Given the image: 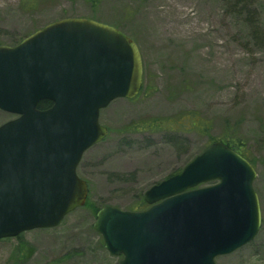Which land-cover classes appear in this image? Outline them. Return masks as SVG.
<instances>
[{"label":"water","instance_id":"obj_1","mask_svg":"<svg viewBox=\"0 0 264 264\" xmlns=\"http://www.w3.org/2000/svg\"><path fill=\"white\" fill-rule=\"evenodd\" d=\"M142 82L136 42L91 19L65 18L0 46V110L16 116L0 126V240L55 228L86 205L77 169L108 135L100 111L133 99ZM45 100L53 105L40 110ZM256 177L245 157L214 142L145 193L147 210L108 205L93 226L120 264H217L261 228Z\"/></svg>","mask_w":264,"mask_h":264},{"label":"rangeland","instance_id":"obj_2","mask_svg":"<svg viewBox=\"0 0 264 264\" xmlns=\"http://www.w3.org/2000/svg\"><path fill=\"white\" fill-rule=\"evenodd\" d=\"M64 18L121 30L138 45L144 67L139 95L101 111L109 134L78 167L90 201L131 210L148 189L201 154L210 138L240 139L257 172L262 225L251 243L216 263L264 264V0H0V46H14ZM189 112L207 123V134L132 130ZM15 118L0 110V126ZM95 221L83 207L56 228L2 240L0 264H120L123 257L107 251ZM20 241L33 249L25 262Z\"/></svg>","mask_w":264,"mask_h":264},{"label":"trees","instance_id":"obj_3","mask_svg":"<svg viewBox=\"0 0 264 264\" xmlns=\"http://www.w3.org/2000/svg\"><path fill=\"white\" fill-rule=\"evenodd\" d=\"M93 5L98 4L99 0H92ZM20 42V41H19ZM17 42L16 44H18ZM52 102L45 100L40 102L38 105V108L40 110H47L52 107ZM196 129L202 134H207L209 132V126L205 121L200 119L199 115L196 112H189L186 117H181V119L175 120L173 118H154L149 121H143L141 125H135L133 127V131H157V130H168V131H184L187 132V130ZM211 142L220 141L225 143L228 147L231 149L237 151L242 156L248 159V153L245 149V144L240 139H230V138H219L214 139L210 138ZM181 172V171H180ZM178 172V173H180ZM177 173L171 174L175 175ZM85 208L89 209L95 216L97 212L99 211L100 207H97L95 204H93L90 199H88L87 204ZM148 208V205L144 201V197L139 198V201L132 207L131 210L133 211H143ZM21 237L18 236L16 239H19ZM25 242L20 241L19 243V257L20 261H27L30 257L33 256V249Z\"/></svg>","mask_w":264,"mask_h":264}]
</instances>
